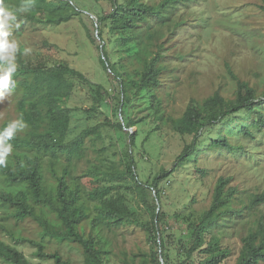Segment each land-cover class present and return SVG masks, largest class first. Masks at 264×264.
<instances>
[{"label": "rangeland", "instance_id": "obj_1", "mask_svg": "<svg viewBox=\"0 0 264 264\" xmlns=\"http://www.w3.org/2000/svg\"><path fill=\"white\" fill-rule=\"evenodd\" d=\"M124 1L33 0L31 10L20 13L25 0H5L17 14L10 39L18 51L15 88L0 98V129L22 119L27 127L12 139L18 143L48 134L65 144L87 133L69 160L65 152H35L10 142L7 164L16 170L17 164L26 168L27 161L37 160L42 186L52 195L55 176L65 170L66 183L89 217L80 230L87 235L89 221H95L91 235L103 251L102 264H201L217 250L228 254L219 264H236L243 239L252 236L256 245L264 229V202L249 208L264 190V134L254 114L241 110L201 131L189 162L158 181L155 191L150 185L191 142L192 135L178 132L191 101L201 107L215 93L233 101L240 82L253 90V107L264 121V0H137L154 8L169 4L159 18L139 22L126 36L131 56L121 48L123 32L101 20ZM103 53L115 73L135 79L143 63L157 55L156 82L141 91L126 82L122 88L101 65ZM5 67L0 63V71ZM51 78L62 86L55 89ZM219 138L232 148L215 147L211 139ZM220 179L226 181L223 190L234 193L213 213L216 222L204 231V245L192 251L194 227L209 210ZM0 188L25 194L48 229L63 233L56 215L32 203L24 184H10L0 173ZM112 202L124 217L118 223L105 215ZM227 209L241 213L218 217ZM41 230L32 217L17 219L14 208L0 203V243L29 264L54 263L36 257L27 241L41 243L44 253H58L68 264H84L78 244ZM209 242L215 246L205 250ZM0 264L8 263L0 259Z\"/></svg>", "mask_w": 264, "mask_h": 264}, {"label": "trees", "instance_id": "obj_2", "mask_svg": "<svg viewBox=\"0 0 264 264\" xmlns=\"http://www.w3.org/2000/svg\"><path fill=\"white\" fill-rule=\"evenodd\" d=\"M168 2H163L157 7H151L139 3L137 0H126L121 3H116L110 13L103 16L101 20H108L110 30H118L120 33L119 38L121 42V48L126 55L131 56L132 47L127 44V35L132 34L133 28H136L139 22L147 21L152 18H159L160 9H165ZM55 22L60 21V18H56ZM127 32V33H125ZM157 55L150 60L143 63L141 71L136 75L135 78H131L124 72L115 73L112 64L107 62L105 53L100 58L101 65L105 71L113 73L114 77L118 80L120 86L123 88V84L129 85L131 88L135 87L136 91H141L156 82L158 70L155 67V60ZM70 74H75L72 70H68ZM50 84L52 83L54 88L62 86V82L59 78H51ZM254 92L244 84L237 82V89L235 99L230 102L224 101L217 93L211 97L205 99L201 104V107L196 105L194 101H191L190 106L185 109L180 118V127L178 132L180 134L192 135L191 142L183 147L181 153L177 156L172 168L169 171L161 172L155 177L150 185L155 191V186L158 181L163 177H166L172 173L178 165L182 162H189V158L193 155L194 150L198 148L197 138L207 128H212L221 122L225 117L233 115L241 110L254 114L257 125L263 130L264 134V121L262 114L253 107ZM52 104H56L52 102ZM37 113V111H33ZM0 130H3L0 129ZM242 133L249 135L246 129L242 130ZM87 133H81L77 138L69 143L52 142V139L48 134H36L28 138L26 142L18 143L17 140H11L12 144L23 146L27 149H32L35 152H48L54 153L57 151L65 152L67 159L69 160L71 155L77 150L78 143ZM212 144L215 147H225L231 149L232 147L222 138L211 139ZM17 166H19L17 164ZM16 166V170L12 169L7 164L6 167L0 168V173L3 175L6 182L10 184H24L27 187L29 198L32 203L37 205L45 206L51 212H53L63 227V233L56 235L52 233L48 227L47 222L40 216L35 214L34 207L27 202L25 194H11L0 188V203L8 205L14 208V217L17 219H23L26 217H32L41 226V231L46 236H53L55 238H61L78 244L84 255V264H102L103 263V251L100 248H95L93 243V236L91 232L96 230V224L94 220H90L91 232L84 234V231L80 230V225L88 220V215L81 205L77 204L78 195L76 192L71 191L68 184L66 183L64 172L56 178L55 193L52 195L45 191L41 183V174L39 163L37 160L27 161L26 168H20ZM135 180V174L131 168L128 170ZM137 182V181H136ZM226 184L225 180L220 179L213 191L212 201L210 208L204 213L202 221L195 225L193 230V239L191 250L195 251L204 245V231L215 224V218L212 219L213 213L220 210L226 205L233 193L234 189L223 190ZM98 196L99 193H95ZM264 202V190L256 195L250 202L249 208ZM108 208L105 210V215L108 219L113 220L115 223L120 222L124 217L120 213L121 210L115 206V203H109ZM240 210H224L221 211L220 216L227 215H239ZM260 238L261 241L258 244H254L252 236H248L243 239L242 252L239 255L236 264H256L260 260H264V229L260 227ZM22 241V240H21ZM29 244L35 247V256L38 258L51 259L54 264H68L61 259L58 253H44L42 245L39 242L27 241ZM214 244L209 242L205 250H211L214 248ZM227 252L217 250L215 253H211L201 264H219L223 259L227 257ZM0 259L8 264H29L26 259L14 248L0 243Z\"/></svg>", "mask_w": 264, "mask_h": 264}, {"label": "clouds", "instance_id": "obj_3", "mask_svg": "<svg viewBox=\"0 0 264 264\" xmlns=\"http://www.w3.org/2000/svg\"><path fill=\"white\" fill-rule=\"evenodd\" d=\"M32 7L33 0H25L17 11L26 13ZM16 20V12L9 9L5 0H0V63L6 65L4 70L0 71V98L9 94L15 88V81L12 77L17 69L15 58L18 51V43L15 39H10V30ZM26 127L27 125L23 120L18 119L9 122L3 130H0V168L7 166L8 157L13 152V146L10 141L17 132L23 131Z\"/></svg>", "mask_w": 264, "mask_h": 264}]
</instances>
